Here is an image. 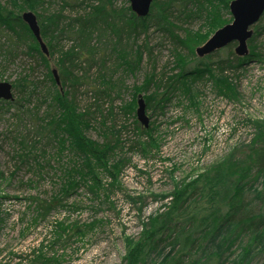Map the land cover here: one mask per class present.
<instances>
[{"label": "rangeland", "instance_id": "rangeland-1", "mask_svg": "<svg viewBox=\"0 0 264 264\" xmlns=\"http://www.w3.org/2000/svg\"><path fill=\"white\" fill-rule=\"evenodd\" d=\"M45 1L47 3L44 8H49V12L60 10V2L57 4L54 0ZM51 1L52 5L49 4ZM117 4L119 7L131 5L129 0H118ZM188 7L195 10L192 5ZM179 10L182 8L177 4L173 22L180 28L176 30V34L181 38L186 36L185 31L191 30L199 43L204 44L215 34L213 26L204 17H191L188 20ZM43 11L42 9L39 13H44ZM71 12L68 9L65 14L69 15ZM223 13L227 20L232 18L231 12ZM259 24L264 25V16L252 28V39L260 57L250 58L236 72L229 73L236 91L225 94L221 88L203 81L195 86L188 85L192 90L190 97L179 92L170 93L169 100L162 108L148 110L146 107L147 117L150 118L149 128L146 130H149L148 134L152 130L150 137L137 135V115L123 116L118 109L123 103L130 101L132 87L142 85L147 74H177L174 71L176 61L171 54L174 49L172 40L156 26H151L135 43L131 40L130 47L135 44L145 46L147 42L148 49L143 50V60L136 72L130 73L126 67L119 66L122 61L113 52L115 40L109 37L103 39L97 46L95 58L80 62V69L75 71L80 76H87L85 83L78 88L77 102L81 111L94 105V90L101 89V81L98 79L100 73H104L117 85V90L112 94L114 100L104 99L100 105L106 111L113 104L119 128L124 124L128 126L127 131L120 136L125 150L118 153L124 155L121 159H125L127 165L122 168L117 183L113 185L109 175L103 173L100 189L93 193L88 187H81L75 198L70 200V207L53 212L45 220L39 219L31 198L53 197L61 186L63 167L70 163L71 156L66 155L59 161L55 158V146L37 137L34 130L37 118L42 117L47 109L46 105H40V95L32 98L31 102H23L19 108H1L0 264H31L26 260L33 251L40 250L42 253L38 257L50 259L48 264H128L127 257L131 249L143 240L152 221L164 214L173 203L171 196L175 192L218 165L235 167L240 166L241 160L242 163L245 160L250 162V154L246 150L256 137L259 140L264 138V31L259 30L257 34L255 27ZM4 44L5 39L1 38L0 46ZM122 45H126L125 39ZM62 47L67 50L71 43L64 41ZM225 49L227 47L224 51H219L220 57L228 56ZM234 50L233 48L235 55ZM250 55L249 47L246 57ZM57 58L50 60L51 67H55ZM28 61L26 57L12 62L0 58V82L13 84L16 79L24 76L25 70L30 66ZM32 75V79L42 82L46 75L45 68H37ZM122 84L128 88V92L122 89ZM47 88L43 85L40 92L45 93ZM152 90L154 91V85L150 87V92ZM118 93L121 94L120 97L117 96ZM38 106V111L29 112V108L37 109ZM34 115L38 117L35 118ZM99 122L98 118L93 123L94 130L89 131L88 136L104 142V138L98 133ZM22 139H27L32 151L24 162L18 158L21 151L19 141ZM136 141L148 142L151 146L147 152H142L133 147V142ZM261 184L262 180H259L255 186L262 188ZM252 193L253 191L247 193L250 200ZM209 207L207 197H202L187 212L201 217L209 213ZM56 223L73 228L78 226L84 235H73L69 241L63 238L64 242L61 243L57 238ZM245 242L246 240L243 241V247L247 245ZM178 250L179 248L175 254ZM217 250L218 244L213 243L208 254ZM233 250L236 254L229 256L224 264H239L237 259L241 255L240 250L236 247ZM171 251V246L159 243L158 250L149 253L142 264H162ZM192 257H199L204 262V257L199 253L198 256L182 258L183 264L189 263L184 259H193ZM249 264H264V254L256 255Z\"/></svg>", "mask_w": 264, "mask_h": 264}, {"label": "trees", "instance_id": "trees-1", "mask_svg": "<svg viewBox=\"0 0 264 264\" xmlns=\"http://www.w3.org/2000/svg\"><path fill=\"white\" fill-rule=\"evenodd\" d=\"M3 1L0 0V39L4 38L6 44L0 46V58L12 62L17 58L26 57L30 66L25 70L24 76L12 84L14 100L0 101V109L4 106L22 107L23 102H31L32 98L40 95L42 99L39 98L38 101L40 105H46L47 109L42 117L34 115L35 118L38 117L34 129L37 137L55 146V158L59 161L66 155L71 156L70 163L63 167L61 186L53 197L31 198L36 214L42 220L48 219L55 211L70 207V200L75 198L81 187H88L93 193L100 189L103 173L109 175L114 185L118 182L122 168L127 165L126 160L121 159L124 155L118 153L125 150L120 136L127 131L128 126L124 124L119 128L113 104L106 111L100 105L104 99L114 100L112 94L117 90V85L104 73H100L98 79L101 81V89L94 90V105L81 111L77 102L78 88L85 83L87 76H80L75 71L80 69V62L95 58L98 53L97 46L103 39L109 37L115 40L113 52L117 54V59L122 61L119 66L126 67L130 73L136 72L143 60V50L148 47L147 42L145 46L135 44L133 47H130L129 43L131 40L135 43L151 26H156L159 31L168 35L174 46L171 54L176 61L174 71L177 74H147L142 85L132 87L130 101L123 103L118 109L123 116L137 115V101L140 96L145 100L148 110L160 109L169 100L170 93L179 92L190 97L192 90L188 85L195 86L203 81L221 88L225 94L232 93L236 88L231 83L233 78L229 73L236 72L250 58L260 57L257 46L251 39L249 57L239 58L234 55V44L225 49L228 51L227 57H220L221 52H216L200 59L195 51L202 42L199 43L195 34L191 30L185 31L184 38L176 34V30L180 29L173 22L177 4L182 8L179 13L185 15L188 20L191 17H204L216 31L233 22L232 18L227 20L223 13L230 12L229 7L233 0H153L150 15L145 19L132 12L130 6L119 7L118 0H54L55 3H61L60 10L56 12H49V8H44L47 3L45 0ZM49 4L52 5V1ZM189 5L195 10L188 7ZM42 9L44 13H39ZM68 9L72 12L66 15ZM26 10L35 13L48 54L41 51L39 42L22 20V14L27 12ZM255 29L258 34L259 30L264 31V25L259 24ZM124 39L126 45L123 46ZM64 41L71 43L67 50L62 47ZM55 57V67H51L50 60ZM40 67L46 71L42 82L32 79V74ZM54 70L59 76V85L56 83ZM43 85L48 87L45 93L40 92ZM151 85H154L152 92ZM122 89L128 92L124 84ZM120 95L117 94L118 97ZM38 109L39 106L37 109L29 108V112L35 113ZM98 118V133L104 138V142L88 136V132L94 130L93 123ZM135 126L138 136L152 135V130L148 134L149 130L142 127L138 119ZM19 144L21 151L18 158L24 162L32 153L31 147L27 139L20 140ZM150 146L151 144L144 141L133 142V147L142 152H147ZM246 152L250 154V162L245 160L242 163L240 159V166L218 165L175 192L171 196L173 203L164 214L152 221L143 235V240L131 249L127 257L128 264H142L149 253L158 250L159 243L172 248L162 264H183L182 258L198 256L199 253L204 257L203 263L199 257L184 261L187 260L188 264H224L229 260V256L236 254L233 250L235 247L239 248L241 254L237 259L239 264H249L256 255H263L264 138L259 140L256 137ZM259 180H262V188L255 186ZM252 191L250 200L247 193ZM202 197H207L209 213L201 217L189 215L187 209ZM187 215L189 216L184 218ZM55 228L58 229L56 236L61 243L64 242L63 238L69 241L73 235H84L78 226L73 228L56 223ZM245 240L247 245L243 247ZM213 243L218 244V250L208 254ZM177 248L179 250L175 254ZM40 252L42 253V250ZM40 252L33 251L26 261L29 260L31 264H48L50 259L38 257ZM224 256L226 257L223 259Z\"/></svg>", "mask_w": 264, "mask_h": 264}, {"label": "water", "instance_id": "water-1", "mask_svg": "<svg viewBox=\"0 0 264 264\" xmlns=\"http://www.w3.org/2000/svg\"><path fill=\"white\" fill-rule=\"evenodd\" d=\"M153 0H129L131 10L139 18H145L149 15ZM229 10L233 18V23L223 26L217 30L212 37L197 48L196 55L200 58L212 55L234 43H237L235 53L240 57H246L249 52L248 41L253 37L252 28L260 21L264 15V0H233ZM22 20L28 25L34 38L39 42L42 52L48 54L47 47L42 41L41 30L38 19L32 12H25ZM57 85L60 84L59 76L53 71ZM0 100L13 101V87L8 82H0ZM137 119L146 129L149 128L150 118L146 114V103L140 96L138 101Z\"/></svg>", "mask_w": 264, "mask_h": 264}]
</instances>
